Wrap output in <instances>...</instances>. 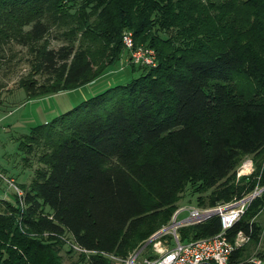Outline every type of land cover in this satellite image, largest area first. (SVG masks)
Segmentation results:
<instances>
[{
  "label": "trees",
  "instance_id": "16d2710c",
  "mask_svg": "<svg viewBox=\"0 0 264 264\" xmlns=\"http://www.w3.org/2000/svg\"><path fill=\"white\" fill-rule=\"evenodd\" d=\"M125 32L156 66H126L142 71L24 135L19 151L46 170L2 202L0 264H63L68 240L109 264L104 254L126 258L169 220L188 184L208 193L201 208L264 188V0H0V71L19 47L27 99L75 90L120 65ZM244 155L256 170L237 179ZM263 206L264 191L228 239L257 241ZM220 229L213 217L179 235Z\"/></svg>",
  "mask_w": 264,
  "mask_h": 264
},
{
  "label": "rangeland",
  "instance_id": "374dc122",
  "mask_svg": "<svg viewBox=\"0 0 264 264\" xmlns=\"http://www.w3.org/2000/svg\"><path fill=\"white\" fill-rule=\"evenodd\" d=\"M59 44V42L52 43L53 46H58ZM19 50V47H15L14 49V52H18L12 61V64H16L15 68L8 73L0 71V174L12 180V184L16 186H28L35 179L36 172L45 171L46 167L38 161V153L29 154L26 149L23 152L19 151L20 143H23L22 146L28 143V139H25L24 135H28L33 127L51 122L58 116L77 108L88 99L103 93L112 86L126 83L130 78L137 76L142 70L131 74L129 68H127L128 66L120 70V65L118 64L113 69V73L98 79L88 86L47 95L40 99L29 100L18 84L20 78L29 70L24 63L17 64L18 59L21 57ZM123 58L125 57L122 56L121 60ZM113 78H115L114 81L116 82H113ZM255 170L254 156L244 155L241 157L239 165L236 168V178L249 177L254 174ZM197 188L198 185H186L179 193L175 209L179 207L201 208L199 199L205 198L208 193H199ZM263 191L264 188L256 186L245 197L251 196L252 199L254 194V199H256L261 196ZM14 192L13 186H10L5 180L0 179L1 196H4L7 201H12ZM172 216L167 222L160 224L158 229L147 239L137 243L129 254L136 252L152 236L167 226ZM251 221H254L259 228V238L257 241H251L249 238L243 236L244 240H239V249L243 253V257L239 263H248L250 260H261L264 263V206ZM66 237L70 239L69 235ZM60 254L63 264H89L88 257L91 255V253L74 250L69 240L62 246ZM147 255H149V250L146 249L143 252V256Z\"/></svg>",
  "mask_w": 264,
  "mask_h": 264
},
{
  "label": "built area",
  "instance_id": "2783aa9c",
  "mask_svg": "<svg viewBox=\"0 0 264 264\" xmlns=\"http://www.w3.org/2000/svg\"><path fill=\"white\" fill-rule=\"evenodd\" d=\"M122 41L125 58L120 62V70L129 65L156 66L155 51L146 46L135 47L130 32L123 34ZM0 179L13 186L15 189L14 194L22 199V190L12 184V180L1 174ZM254 196L253 194L252 199H254ZM252 199L251 196H247L229 203L218 204L212 208L179 207L174 212L168 225L152 236L136 252L129 254L126 258H119L113 254H104V257L109 260V264H231L232 255L239 249V240H244L246 236L239 233L233 241H230L227 232L240 220ZM4 200L6 198L0 194V212ZM213 217H218L220 220L221 229L218 234L208 238L181 241L179 229L202 224ZM72 248L78 252L88 253L73 244ZM146 249L149 250V255L143 256ZM248 263L264 264L261 260H250Z\"/></svg>",
  "mask_w": 264,
  "mask_h": 264
},
{
  "label": "crops",
  "instance_id": "0c3cea01",
  "mask_svg": "<svg viewBox=\"0 0 264 264\" xmlns=\"http://www.w3.org/2000/svg\"><path fill=\"white\" fill-rule=\"evenodd\" d=\"M114 71H111L109 74H107V75H105V77L106 76H108V75H110L111 73H113ZM115 80V78H113V82H116V81H114ZM97 81V80H96ZM95 82V81H94ZM90 84H92V83H90ZM90 84H88V85H90ZM88 85H85V86H88Z\"/></svg>",
  "mask_w": 264,
  "mask_h": 264
}]
</instances>
